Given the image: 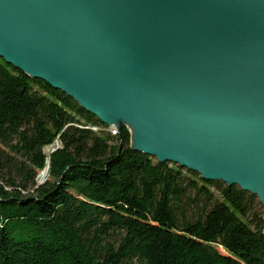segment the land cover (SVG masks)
<instances>
[{"label":"water","instance_id":"obj_1","mask_svg":"<svg viewBox=\"0 0 264 264\" xmlns=\"http://www.w3.org/2000/svg\"><path fill=\"white\" fill-rule=\"evenodd\" d=\"M0 57L264 209V0H0Z\"/></svg>","mask_w":264,"mask_h":264},{"label":"trees","instance_id":"obj_2","mask_svg":"<svg viewBox=\"0 0 264 264\" xmlns=\"http://www.w3.org/2000/svg\"><path fill=\"white\" fill-rule=\"evenodd\" d=\"M263 216L0 57V264H264Z\"/></svg>","mask_w":264,"mask_h":264},{"label":"bare ground","instance_id":"obj_3","mask_svg":"<svg viewBox=\"0 0 264 264\" xmlns=\"http://www.w3.org/2000/svg\"><path fill=\"white\" fill-rule=\"evenodd\" d=\"M95 129V128H94ZM108 131L111 133V134H113V135H117V134H119L118 132H117V128L115 127V126H113V125H111L110 126V129H109V127H108ZM46 174H47V170L44 168L43 170H41L40 172H39V176L37 177V179L40 181V180H43L44 179V177L46 176Z\"/></svg>","mask_w":264,"mask_h":264},{"label":"rangeland","instance_id":"obj_4","mask_svg":"<svg viewBox=\"0 0 264 264\" xmlns=\"http://www.w3.org/2000/svg\"><path fill=\"white\" fill-rule=\"evenodd\" d=\"M109 127V129H110V126H108ZM117 132H118V129H117ZM113 135V134H112ZM50 146L51 145H49V146H46L45 148H44V150H45V152L46 153H48L49 151H50ZM39 174V173H38ZM47 177V174H46V176L44 177V178H46ZM250 215H252V214H249L248 216H250Z\"/></svg>","mask_w":264,"mask_h":264},{"label":"built area","instance_id":"obj_5","mask_svg":"<svg viewBox=\"0 0 264 264\" xmlns=\"http://www.w3.org/2000/svg\"><path fill=\"white\" fill-rule=\"evenodd\" d=\"M118 133H119V131H118ZM57 145H58V142L56 141L54 144H52V145L50 146V151L54 150L55 146H57ZM50 151H49V152H50Z\"/></svg>","mask_w":264,"mask_h":264}]
</instances>
